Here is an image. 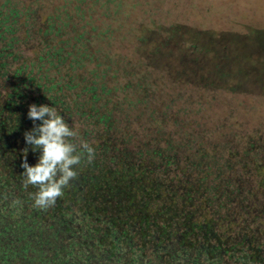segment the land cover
Here are the masks:
<instances>
[{"label": "trees", "instance_id": "obj_1", "mask_svg": "<svg viewBox=\"0 0 264 264\" xmlns=\"http://www.w3.org/2000/svg\"><path fill=\"white\" fill-rule=\"evenodd\" d=\"M135 5L0 0V264H264V77ZM30 104L95 149L47 210Z\"/></svg>", "mask_w": 264, "mask_h": 264}, {"label": "rangeland", "instance_id": "obj_2", "mask_svg": "<svg viewBox=\"0 0 264 264\" xmlns=\"http://www.w3.org/2000/svg\"><path fill=\"white\" fill-rule=\"evenodd\" d=\"M133 16L164 26L181 25L197 30L208 53H234V81L250 83L264 77V0H135ZM202 40V41H201ZM224 47V48H223ZM253 73H261L257 77ZM257 78V79H256ZM264 83V81H263ZM264 109V108H263ZM264 115V113H263Z\"/></svg>", "mask_w": 264, "mask_h": 264}, {"label": "clouds", "instance_id": "obj_3", "mask_svg": "<svg viewBox=\"0 0 264 264\" xmlns=\"http://www.w3.org/2000/svg\"><path fill=\"white\" fill-rule=\"evenodd\" d=\"M27 116L33 121V128L26 131L25 143L33 151L39 149L37 163L29 166L26 159L27 149L20 167L24 170L23 186H33L36 191L29 193L33 207L47 210L54 207L58 198L69 187L70 181L77 177L75 167L86 160L91 163L95 149L78 138L77 131L69 127L55 107L30 104ZM35 121H40L36 124Z\"/></svg>", "mask_w": 264, "mask_h": 264}]
</instances>
